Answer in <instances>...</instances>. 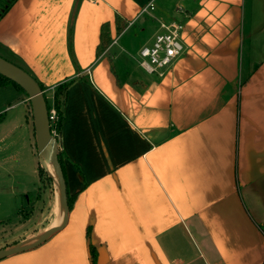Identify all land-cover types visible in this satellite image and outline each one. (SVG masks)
Instances as JSON below:
<instances>
[{"label":"crops","instance_id":"1","mask_svg":"<svg viewBox=\"0 0 264 264\" xmlns=\"http://www.w3.org/2000/svg\"><path fill=\"white\" fill-rule=\"evenodd\" d=\"M171 21L182 54L148 74L138 51ZM0 57L52 98L69 83L58 150L74 196L60 231L0 264H264V0H10ZM2 88L0 143L26 130L35 156L27 96ZM0 192V226L22 227L36 207Z\"/></svg>","mask_w":264,"mask_h":264},{"label":"rangeland","instance_id":"2","mask_svg":"<svg viewBox=\"0 0 264 264\" xmlns=\"http://www.w3.org/2000/svg\"><path fill=\"white\" fill-rule=\"evenodd\" d=\"M9 2L10 0H0V13L9 4ZM72 13L73 14L71 16L74 15V12ZM143 16H145V13H143ZM142 42L143 41L137 42L136 45L138 46ZM50 93L51 92L45 93L44 96L46 98L47 105L52 107L53 98L52 95L50 97ZM5 95L6 92L1 87L0 109L8 105V101L11 102V100L13 99V97L10 96L5 97ZM28 107L31 113V108L29 106V103H28ZM24 108L25 106L23 104L19 105L17 108L19 110L18 115H20V117L24 113ZM18 124H20V122H18L17 125ZM15 127L17 128L16 124ZM9 131L5 133V135H7ZM26 132H27L26 130H22V129L17 130L16 138L17 139L19 138V140H18V144L15 143L16 146H10V144H6L4 146L2 143H0V179H1L0 187L7 186L10 184L15 186V189L17 190L19 189V194H21V196L24 197V198L22 197L23 202L30 203L31 201V205L29 206H31L32 209H35L36 207V212L32 215V218H30V220H28L27 223L22 222L23 223L22 227L14 228L13 230H11L12 222L0 226V235L4 234L5 241L9 240V238L17 239L16 241L18 242L23 239L22 242L20 243H25L28 240H30L31 238L26 239L28 235L35 234L37 231L46 227L50 222H52L55 219L56 217L55 205L57 204L56 200L58 199L57 186L54 184L53 181H48L45 175L47 174L46 171L44 170L45 173H40L38 169V176H37L36 173L37 162L35 160L36 154L35 156L33 155L34 157L33 156L31 157L28 154L30 150L29 140H28L29 133L27 134ZM3 134L4 133L0 130V138ZM19 162L21 163V165H19L18 167ZM17 167L21 169L20 177H16V178L14 177V179L11 177L9 179V177L4 174L7 171L5 169L11 170V168H17ZM47 170L49 172L48 165H47ZM36 189L38 191V194L37 197L34 198V202H33L30 192H33ZM17 219L18 218H15L13 220V223H15V220Z\"/></svg>","mask_w":264,"mask_h":264},{"label":"water","instance_id":"3","mask_svg":"<svg viewBox=\"0 0 264 264\" xmlns=\"http://www.w3.org/2000/svg\"><path fill=\"white\" fill-rule=\"evenodd\" d=\"M0 76L17 84L27 96V102L31 108L36 156L40 167L46 171L48 177L57 186L59 208L62 210V220L59 225L45 230L25 243L0 249L1 260L31 250L60 231L67 223L69 208L67 204L66 184L58 161V142L50 132L48 108L43 90H41L37 82L27 72L2 57H0ZM47 164L51 165L53 175L48 172Z\"/></svg>","mask_w":264,"mask_h":264},{"label":"built area","instance_id":"4","mask_svg":"<svg viewBox=\"0 0 264 264\" xmlns=\"http://www.w3.org/2000/svg\"><path fill=\"white\" fill-rule=\"evenodd\" d=\"M95 2V0H87ZM152 10V4L148 5ZM148 6L141 13L146 12ZM183 26L175 21L159 23V32L153 37L150 45L143 46L138 51V65L148 74L162 77L173 62L182 54L183 47L180 34ZM50 131L56 138L57 114L53 107L48 109Z\"/></svg>","mask_w":264,"mask_h":264},{"label":"trees","instance_id":"5","mask_svg":"<svg viewBox=\"0 0 264 264\" xmlns=\"http://www.w3.org/2000/svg\"><path fill=\"white\" fill-rule=\"evenodd\" d=\"M6 85H12V86L16 87L18 90L22 91V89L17 84H15L14 82L0 76V87L6 86ZM68 86H69V83L61 84L60 86L57 87V89L55 90L54 95H53L52 107L54 108V110L57 114V122H56V127H55L56 128V134H57V140L61 134L62 125L64 122L63 109H64V105H65V101H66L65 91H66ZM39 87L41 88V90H43L41 85H39ZM47 108L50 109L51 107L47 105ZM58 161L60 163L62 173H63V177H64V180L66 183L65 169H64V165H63V154L61 151H58ZM39 172L45 173L44 169L41 168L40 166H39ZM45 175H46V178L48 179V181H52L51 178L48 177L47 174H45ZM66 194H67L68 208H70L72 205L74 196H69L67 193V190H66Z\"/></svg>","mask_w":264,"mask_h":264},{"label":"bare ground","instance_id":"6","mask_svg":"<svg viewBox=\"0 0 264 264\" xmlns=\"http://www.w3.org/2000/svg\"><path fill=\"white\" fill-rule=\"evenodd\" d=\"M50 126V125H49ZM51 132V131H50ZM55 138V137H54ZM56 140H57V136H56ZM57 142H58V140H57ZM48 165V164H47ZM48 169H49V172H50V174L51 175H53V170H52V167H51V165H48ZM56 205H55V208H56V217H55V219L53 220V222H52V226L51 227H53V226H56V225H59L60 223H61V220H62V210H61V208H59V200L57 199L56 200ZM51 227H49V228H51ZM48 228V229H49Z\"/></svg>","mask_w":264,"mask_h":264}]
</instances>
